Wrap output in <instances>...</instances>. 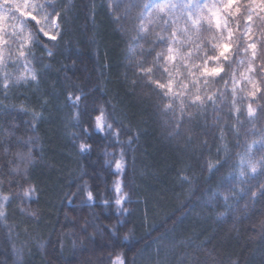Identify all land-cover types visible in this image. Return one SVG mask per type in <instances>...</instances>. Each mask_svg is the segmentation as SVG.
Listing matches in <instances>:
<instances>
[{"label": "snow or ice", "instance_id": "obj_1", "mask_svg": "<svg viewBox=\"0 0 264 264\" xmlns=\"http://www.w3.org/2000/svg\"><path fill=\"white\" fill-rule=\"evenodd\" d=\"M102 8L125 41L131 85L139 87L162 119L168 138L183 141L192 158L200 153L206 182L218 179L207 201L210 206L223 203L225 211L217 218L229 210L239 211L235 206L241 201L245 209L257 199L264 202V0H104ZM81 10L94 25L95 0H79V6L76 0H0V109L29 114L33 128V135L24 141L26 150L19 145L10 149L11 129L3 130L0 139V151L11 157L7 173H0V225L10 233L13 229L7 222L17 210L33 224L39 219L31 208L39 189L30 177L36 163L33 147L39 144L36 124L44 118L43 112L27 105L17 108L12 101L22 90H39L44 77L37 65L43 57L36 50L43 49L52 58L53 49L66 38L71 43ZM65 96L72 110L70 122L85 135H103L118 149L116 154L105 150L110 157L106 162H114L118 179L112 185V200L103 203L111 202L120 216L127 215L126 205L132 203L127 172L129 167L135 172V157L130 164L129 152L135 151L139 130L133 132L119 119L115 106L107 115L103 107L93 109L98 114L86 126L82 117L91 115L88 94L78 89ZM41 101L47 104L46 98ZM73 142L81 154L92 150L81 137ZM190 169L187 165L179 174L189 190L194 184L187 174ZM77 191L86 196L85 203L94 202L87 182ZM257 235L264 236V228ZM17 255H23V246ZM116 261L124 264L120 256ZM180 264L206 262L185 254Z\"/></svg>", "mask_w": 264, "mask_h": 264}, {"label": "trees", "instance_id": "obj_2", "mask_svg": "<svg viewBox=\"0 0 264 264\" xmlns=\"http://www.w3.org/2000/svg\"><path fill=\"white\" fill-rule=\"evenodd\" d=\"M103 2L95 0L94 25L83 10L79 12L71 43L66 38L53 49L54 57L36 50L43 57L37 65L44 77L40 88L22 90L12 101L17 108L27 105L44 116L36 124L39 144L33 147L36 163L30 177L39 189L31 204L39 219L33 224L17 210L7 222L11 233L0 225V264H116L117 256L124 264H163L165 259L167 264H180L185 254L196 255L206 264H264V236L257 235L264 228V202L257 199L245 209L241 201L235 206L239 211L229 210L217 218L225 211L223 203L210 206L207 201L218 179L206 182L200 153L192 158L183 141L168 138L162 119L139 87L131 85L125 41L103 10ZM78 89L89 96L91 115L82 117L86 126L98 114L93 109L103 107L107 115L115 106L117 117L133 132L139 130V140L132 146L135 151L129 152L130 164L135 157V172L129 167L132 203L126 205L125 216L111 202L103 203L112 200V185L118 179L114 162H106L110 157L105 150L116 154L118 149L101 134L85 135L69 120L72 110L65 93L75 94ZM41 97L47 104L42 105ZM5 129L14 133L8 141L10 149L15 151L19 145L26 150L24 141L33 135L31 116L0 109V139ZM76 137L90 143L92 150L79 153L73 142ZM8 159L0 151V173H7ZM187 165L194 181L191 190L179 179ZM85 182L95 197L91 204L77 191ZM22 246L23 255L18 257Z\"/></svg>", "mask_w": 264, "mask_h": 264}, {"label": "rangeland", "instance_id": "obj_3", "mask_svg": "<svg viewBox=\"0 0 264 264\" xmlns=\"http://www.w3.org/2000/svg\"><path fill=\"white\" fill-rule=\"evenodd\" d=\"M116 264H118V262Z\"/></svg>", "mask_w": 264, "mask_h": 264}]
</instances>
